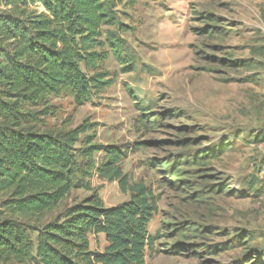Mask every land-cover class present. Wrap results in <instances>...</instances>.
I'll use <instances>...</instances> for the list:
<instances>
[{"label":"rangeland","instance_id":"obj_1","mask_svg":"<svg viewBox=\"0 0 264 264\" xmlns=\"http://www.w3.org/2000/svg\"><path fill=\"white\" fill-rule=\"evenodd\" d=\"M121 1L134 69L123 72L109 54L102 68L112 84L82 105L68 94L52 97L56 115L46 122L96 123L95 141L124 149L130 181L159 196L148 224L157 238L145 249V264H264V0ZM217 26L218 34H208ZM140 103L159 115L153 129L134 128ZM172 109L186 114L171 116ZM204 150L211 157L202 171L210 176L190 174L189 186L170 185L163 160ZM95 157L97 167L105 156ZM89 181L107 207L130 198L96 168ZM88 195L73 189L40 223ZM183 227L192 228L186 238L169 231ZM89 244L103 250L107 242L98 234Z\"/></svg>","mask_w":264,"mask_h":264},{"label":"trees","instance_id":"obj_2","mask_svg":"<svg viewBox=\"0 0 264 264\" xmlns=\"http://www.w3.org/2000/svg\"><path fill=\"white\" fill-rule=\"evenodd\" d=\"M121 2L0 0V264H145V249L157 238L148 224L159 196L130 181L122 169L124 149L95 141L96 123L64 128L46 122L56 115L52 97L68 94L82 105L112 84L102 68L109 54L123 72L134 69L136 57L124 37L131 26L117 10ZM150 109L138 105L136 130L157 125L160 117ZM176 113L186 114L172 109L170 115ZM99 152L105 157L96 167ZM184 156L161 163L170 185L189 186L184 180L190 174L210 176L202 171L208 151ZM94 168L101 179L117 181L129 200L105 206L91 188ZM73 189L90 195L41 224ZM169 231L186 238L192 228ZM98 234L107 242L103 250L90 248L89 236Z\"/></svg>","mask_w":264,"mask_h":264}]
</instances>
